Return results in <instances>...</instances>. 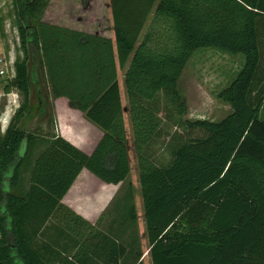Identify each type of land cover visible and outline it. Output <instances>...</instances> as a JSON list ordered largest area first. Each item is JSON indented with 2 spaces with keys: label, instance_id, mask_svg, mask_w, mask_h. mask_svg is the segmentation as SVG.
I'll list each match as a JSON object with an SVG mask.
<instances>
[{
  "label": "trees",
  "instance_id": "1",
  "mask_svg": "<svg viewBox=\"0 0 264 264\" xmlns=\"http://www.w3.org/2000/svg\"><path fill=\"white\" fill-rule=\"evenodd\" d=\"M49 2L13 0L23 59L4 93L15 89L23 102L0 133V264H128L133 241L112 232L89 229L70 257L46 260L35 246L72 187L89 195L130 174L119 69L151 264H264V0H109L112 39L44 22ZM213 47L244 59L217 95L231 113L217 123L187 120L178 78L196 48ZM40 74L61 124L23 191L38 137L19 124ZM81 116L103 133L93 148L68 135ZM121 215L124 227L137 220L127 202Z\"/></svg>",
  "mask_w": 264,
  "mask_h": 264
},
{
  "label": "rangeland",
  "instance_id": "2",
  "mask_svg": "<svg viewBox=\"0 0 264 264\" xmlns=\"http://www.w3.org/2000/svg\"><path fill=\"white\" fill-rule=\"evenodd\" d=\"M13 0H0V70L5 71V76L0 77V133L6 129L16 106H20L23 99L20 93L13 89L11 93H4L5 86L10 82L9 78L14 73V65L18 60L23 59L20 51L18 32L14 26ZM44 22H51L61 25L64 28L98 35L104 38H113L111 18L109 12V0H50L43 16ZM59 26V27H61ZM144 32L140 39H142ZM244 59L240 54H229L218 48H196L187 62L183 65L177 81V88L187 107V120H205L209 122H220L230 115V107L217 98L218 93L228 86L242 69ZM29 67L30 63H29ZM124 70H118L120 96L123 107L124 124L127 131V150L130 163V174L121 184L105 188L99 192L93 191L91 201L93 206L88 214L92 217V223L85 222L81 216H76L71 212V218L81 219L87 229H64L70 234L76 232L86 235L89 229L103 233L112 232L125 244L133 241V249L129 248L127 262L134 264L139 257L143 264H151L148 254V241L145 233V223L143 218V206L141 199V189L138 179L137 158L134 148L133 135L131 129L129 104L124 83ZM40 86H45L43 74H40ZM33 89V88H32ZM30 92L28 109L19 124V128L29 134H36L39 127L44 128V132L37 134V149L30 153L20 179L23 191L28 188L29 173L32 167V160L39 156V152L45 150V142L52 140L59 134L56 105L52 102L46 104V99H38L37 92ZM13 95V96H12ZM13 97V98H12ZM14 99L15 105L9 104ZM42 104L40 105L39 104ZM68 118V117H65ZM258 118L264 121V104L259 112ZM68 131L78 138V140L94 147L102 136V131L90 123L84 116L71 118L68 122ZM172 132L173 129L164 126ZM92 194V193H91ZM84 195L82 192L72 190L68 195L69 201L76 200V197ZM80 198V197H79ZM126 202L132 204L135 209L136 222L132 225L126 222L124 227L123 212ZM79 205V203H78ZM88 206V205H83ZM80 212L83 208L77 206ZM76 208V209H77ZM87 216V215H86ZM92 224V225H91ZM126 229V230H125ZM44 235V234H43ZM81 237V236H80ZM79 237V238H80ZM44 245V237L35 243L37 248ZM74 249H66L64 254L70 257ZM139 253L133 256V253Z\"/></svg>",
  "mask_w": 264,
  "mask_h": 264
},
{
  "label": "crops",
  "instance_id": "3",
  "mask_svg": "<svg viewBox=\"0 0 264 264\" xmlns=\"http://www.w3.org/2000/svg\"><path fill=\"white\" fill-rule=\"evenodd\" d=\"M46 23H48L50 25H54V26H61V25L51 23L48 21ZM118 81H119V77H118ZM32 88L35 91L37 90V95H38L39 100L42 97V98H44V100L46 99V104L52 102V105H53V102H54V105H56V106L58 105V102H55L54 99L52 98L51 90H50V87L47 83H45L44 87L42 84L37 89H35V87H32ZM33 89H32V91L34 92ZM39 104H40V102H39ZM40 105H42V104H40ZM36 131H37L36 134H38V133L40 134V132H44V128L39 127ZM68 135L71 136L77 142L82 143V144L88 146L89 148H93V147L87 145L86 143H83L82 141L78 140V138L73 136L69 131H68ZM21 177H23V175H21ZM111 186H113V185H109V186H106L104 188L94 190V192H99V191H101L105 188L111 187ZM72 190L80 192L75 187H72L69 190L68 194L61 201V208L57 211V213L54 215V217H52L46 223L45 227L43 228L45 230L43 231L42 235L38 238V239H40L41 237H44V245L43 246H44V250L46 251V253H45V257H46L45 259L46 260L50 256L55 255L56 253H60L63 255L64 251L66 249H74L75 250L78 247L79 236L82 237L83 234L76 232L75 234L72 235L64 229H82L86 225L85 223L82 222V220L85 222L92 223V217L90 216V214H88V212L90 210H87V208L90 209L93 206V203L91 201V197L93 196V192H92V194H89V195L84 194V195H82L83 197H81V195H79L80 198L77 196L76 200L69 201L68 195L71 193ZM80 194H81V192H80ZM78 203H79V205H78ZM83 205H88V206H83ZM77 206L82 207L83 211L80 212L78 210ZM71 212H73L76 216L77 215L81 216L82 220L81 219L76 220L74 218H71V216L69 215V214H71ZM71 221H72V223H70Z\"/></svg>",
  "mask_w": 264,
  "mask_h": 264
},
{
  "label": "built area",
  "instance_id": "4",
  "mask_svg": "<svg viewBox=\"0 0 264 264\" xmlns=\"http://www.w3.org/2000/svg\"><path fill=\"white\" fill-rule=\"evenodd\" d=\"M13 64H14V62H13ZM3 76H5V71L0 70V77H3ZM14 76H15V72L13 73L12 77L9 78V80H11ZM12 96H13V95H12ZM12 98H13V97H12ZM16 103H17V101L14 100V99H12V100L10 101L9 104H13V105H15ZM17 108H18V107L16 106V109H17ZM16 109H15V110H16ZM1 237H2V233H1V230H0V240H1Z\"/></svg>",
  "mask_w": 264,
  "mask_h": 264
}]
</instances>
